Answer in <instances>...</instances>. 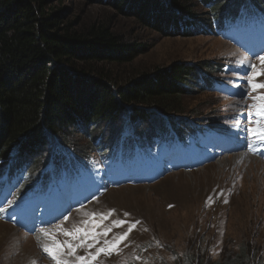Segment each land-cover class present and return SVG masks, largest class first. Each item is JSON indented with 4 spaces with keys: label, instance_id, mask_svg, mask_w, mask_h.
Masks as SVG:
<instances>
[{
    "label": "rangeland",
    "instance_id": "374dc122",
    "mask_svg": "<svg viewBox=\"0 0 264 264\" xmlns=\"http://www.w3.org/2000/svg\"><path fill=\"white\" fill-rule=\"evenodd\" d=\"M187 1L197 6L202 18H209L211 7L202 6L195 0ZM166 3L170 6L167 7ZM159 5L168 10L171 8L170 0H160ZM45 6L49 10L61 11L64 21L72 20L76 25L108 23L115 33L138 47L139 53L134 60L108 65L120 84H126L143 73L167 72L172 67L202 69L216 63L223 65L240 55L229 42L210 33L203 24L192 28L188 21L171 23L172 16L164 20L158 9L151 11L138 7L135 1L46 0ZM142 17H146L145 20ZM159 18L160 24L157 23ZM254 83H264V75L256 76ZM190 85L181 95L176 111L169 116L213 119L219 123L224 122L225 117L241 112L233 110L237 107L233 106L237 99L208 89L201 91L199 82L196 86ZM255 92L264 94V88ZM152 110L148 112L160 116L155 109ZM106 124L109 123L99 127V133H104ZM88 134V130L83 132L77 126L65 132L67 139L85 146L90 145ZM106 134L111 136L113 131ZM233 157L234 154L220 157L202 168L177 171L153 183L113 188L97 205L90 204V209L73 211L67 220L36 235L24 233L0 217V264H58V261L80 264L77 257L90 259L87 254L95 256L98 249L109 248L111 245H105V240L114 243L136 221L139 223L127 239L120 241L111 251L100 252L91 264H169L177 259L181 264H189L187 259L195 264L194 258L214 262L223 260L224 256H235L243 245L251 246L252 256H257L264 264V170H255L258 182L253 185V174L248 175L245 161L230 163ZM220 159L229 163L222 167ZM257 159L264 165L263 159ZM242 176H247L248 182ZM113 209L112 215L95 228L97 233H103L106 228L111 231L106 236H99V242L92 248L86 245L77 247L72 255L67 246L57 249V243L68 241L75 246L83 239L82 236L78 239L65 236L63 231L57 230L59 225L69 231L74 227L92 228V224L83 225V221L90 219V213H97L99 221V214ZM125 213L129 215L125 216ZM119 220L128 223L114 226L113 222ZM45 231L53 233L55 240L46 236ZM39 234L45 238H38ZM44 246L52 249L57 258L45 252Z\"/></svg>",
    "mask_w": 264,
    "mask_h": 264
},
{
    "label": "trees",
    "instance_id": "16d2710c",
    "mask_svg": "<svg viewBox=\"0 0 264 264\" xmlns=\"http://www.w3.org/2000/svg\"><path fill=\"white\" fill-rule=\"evenodd\" d=\"M45 1L0 0V170L11 167L15 150L36 153L37 161L42 160L33 168L39 169L55 152L53 146L58 151L65 146L87 154L97 143L114 142L125 128L129 134L135 130L146 137L157 116L148 110L169 116L180 105L186 86L199 82L203 91L202 79L222 70L221 63L202 69L172 67L120 84L108 65L134 60L138 47L115 33L108 23L76 25L72 20L64 21L61 11L49 10ZM130 1L151 11L158 9L164 20L172 16L171 23L188 21L192 28L203 24L214 33L215 21L243 0H195L211 7L209 18H202L197 6L187 0H170L169 10L168 3L167 7L159 5L160 0ZM161 22L159 18L157 23ZM103 123L111 125L106 124L101 134ZM76 126L89 131L90 145L66 138L65 132ZM109 131L113 137H108ZM250 247L243 245L240 253L224 256L221 261L194 258L193 263L261 264ZM169 264L181 263L177 259Z\"/></svg>",
    "mask_w": 264,
    "mask_h": 264
},
{
    "label": "snow or ice",
    "instance_id": "6c2138e0",
    "mask_svg": "<svg viewBox=\"0 0 264 264\" xmlns=\"http://www.w3.org/2000/svg\"><path fill=\"white\" fill-rule=\"evenodd\" d=\"M260 63L261 65H264V56L259 57ZM253 68H255L256 66L253 65ZM257 75H264V70H261L260 72H253L250 76L247 77V81L248 84L251 86L252 90H256V89H260V88H264V83H254L255 78ZM252 100L254 101V103L251 105V107L254 109V112L252 113L253 115H255L256 117H258L259 119L257 120V127H253L248 129L249 132L252 133L253 137L256 138L257 140L264 142V126L261 125V122L264 121V94L258 95V96H253ZM256 101H259V103H256ZM249 147H252V145H249ZM115 210H110L108 213H101L99 214V221H97L96 217H97V213L93 212L90 213V219L89 220H85L83 221V225L87 226L89 224H92L93 227L92 228H87V227H74L71 231L69 230H65L63 228V225H59L57 230L58 231H63V234L65 236L68 237H72L74 239H78L80 236L83 237L82 240H80L79 244L77 245H73L71 243H69L68 241H65L64 244H56L57 249H60L64 246H67L69 249H71V252L69 253L70 255L74 254L76 251L77 247H81V246H87L88 248H92L94 246L95 243H98V237L101 235L106 236L107 233L109 231H111V228H106L104 230L103 233H97L95 231L96 227H99V225L101 223H103V220L107 219L109 216L112 215V213ZM125 216L129 215L128 213L124 214ZM68 217H65V220H67ZM125 223H128L125 220H119V221H114L113 224L114 226H121ZM139 223V221H136L135 223H133L129 228L128 231L124 232L117 241H115L114 243L109 242L107 240H105V245H111L109 248H100L97 250V253L95 256L91 255V254H87L90 256V259H86V257L81 256V257H77L78 261L80 262V264H91L92 260L96 259V256L99 255L100 252L103 251H111L112 248H115L120 241H123L125 239H127V237L129 236V234L131 233L132 229L135 227V225ZM45 235L51 236L53 238V240H55V236L53 235V233L45 231L44 233ZM89 240L93 241V243H87ZM44 251L48 252L50 255L53 256L54 259H56V255L55 253H53L52 249H50L48 246H44ZM137 259H139V257H137ZM58 264H67V262L65 261H58Z\"/></svg>",
    "mask_w": 264,
    "mask_h": 264
},
{
    "label": "bare ground",
    "instance_id": "6f19581e",
    "mask_svg": "<svg viewBox=\"0 0 264 264\" xmlns=\"http://www.w3.org/2000/svg\"><path fill=\"white\" fill-rule=\"evenodd\" d=\"M230 156V155H229ZM225 157V156H224ZM260 159V158H259ZM241 161H245V166H248V170H247V173H248V175H250V174H253L252 175V180H251V184H253V185H256V182H258L257 181V179H258V174H255L254 172H255V170H264L263 168H264V165H263V163L261 162V161H258V159H257V157H250L249 155H247V153H245L244 151H240V152H237V153H235L234 154V157H233V159H231L230 160V163H235V162H241ZM229 162H224L223 161V159H220L219 160V164L220 165H222V167H225L227 164H228ZM211 164V163H210ZM209 165V164H208ZM207 166V165H206ZM242 179H244L246 182H248V179H247V176H242ZM243 181V180H242ZM110 190V189H109ZM108 190V191H109ZM107 191V192H108ZM106 192V193H107ZM105 193V194H106ZM105 194H103L101 197H99L98 199H100V198H102ZM98 199H96V200H94V201H92L90 204H92L93 202V205H97L98 204ZM98 200V201H97ZM90 204H88V205H90ZM88 205H86V206H88ZM86 206H84V207H82V208H79V209H83V208H85ZM89 209H90V207H88ZM79 209H77V210H79ZM77 210H75V211H77ZM38 234V233H37ZM36 235V234H35ZM47 236V235H46ZM38 238H45V236H42L41 234H39L38 235Z\"/></svg>",
    "mask_w": 264,
    "mask_h": 264
}]
</instances>
